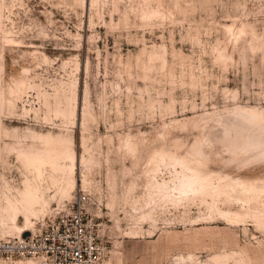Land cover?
<instances>
[{
  "label": "rangeland",
  "instance_id": "rangeland-1",
  "mask_svg": "<svg viewBox=\"0 0 264 264\" xmlns=\"http://www.w3.org/2000/svg\"><path fill=\"white\" fill-rule=\"evenodd\" d=\"M237 108L264 110V0H0V241L45 226L81 188L101 207L89 206L100 264H264V219L230 222L156 189L174 185V154L199 157L197 142L209 144L204 172L264 188V158L225 163L216 141ZM44 140L75 152L73 185L64 193L45 170L46 203L27 226L6 197L37 182L29 153ZM252 204L264 213V194Z\"/></svg>",
  "mask_w": 264,
  "mask_h": 264
},
{
  "label": "bare ground",
  "instance_id": "bare-ground-1",
  "mask_svg": "<svg viewBox=\"0 0 264 264\" xmlns=\"http://www.w3.org/2000/svg\"><path fill=\"white\" fill-rule=\"evenodd\" d=\"M219 117L217 121L219 122L221 134L216 136V141L218 139L222 140L224 142V152L230 154V159L225 161V163H230L234 160L237 162V166H241L243 163L254 161L260 157L264 158V110L254 111L237 108ZM204 135L206 136V134ZM206 142H209L208 139H206ZM60 144V146H57L49 140H44L43 148L40 152L29 153V163L35 170L37 182L35 184L30 183V181L25 182L24 190L9 186V190L14 189L18 192L16 200L6 197L8 207L13 212V221L17 219L21 206L25 212L26 225L29 226L32 223L30 217L37 211V206L46 203V195L51 186L50 182L47 183V186L41 184L45 181V170L50 171L49 174L51 177L49 180H51V182H59L60 189H62L64 193L73 185L72 177L74 166L76 165V154L69 145H64L63 142ZM208 145L202 142H197V144H195L193 149L196 155L199 156L196 158H191L190 155L185 159H176V155L174 154L170 158L171 162L181 166L179 170H177V168H179L177 167L178 165H176L177 168H175V179L177 181L174 182L175 179L171 180V184H174L173 186H170L167 181L157 183L156 189L161 191L168 190V187L175 189V193L178 192L179 195L174 194V192L172 195H177L176 197L179 196V199H175V197L174 199H169L172 200L173 203H175V201L181 203L182 200L193 201L195 199L206 202V204L208 203L210 205L208 208L212 210L211 212L213 214H224L230 222L244 221L247 216L254 218L255 222L262 221L264 219L263 210L262 212H260L259 209L254 211L252 202L260 199L261 195L264 194V188L259 189L253 183H248L247 181L231 177L227 174H219L214 177L212 174L204 172L203 163L200 162V158L208 159V154L206 150H204V147ZM167 156L168 152L164 150L163 152L151 156L147 160V163L153 164L158 158H162L161 160L166 162ZM61 158H68L70 165L66 166L62 163L60 160ZM158 168V164H156L155 171H157ZM221 200L224 201V203H239V205L241 204V209L224 211V208L221 209L222 207L219 206V201L221 202ZM245 204H247V206H245ZM19 229H22V227H19ZM26 232H29V228L21 230L20 236L24 235ZM221 259V256L213 257V261L216 264H218ZM195 262L196 261H193V264H196ZM19 264L21 263L19 262ZM26 264H32V261H28Z\"/></svg>",
  "mask_w": 264,
  "mask_h": 264
},
{
  "label": "built area",
  "instance_id": "built-area-1",
  "mask_svg": "<svg viewBox=\"0 0 264 264\" xmlns=\"http://www.w3.org/2000/svg\"><path fill=\"white\" fill-rule=\"evenodd\" d=\"M94 203L89 191L78 189L70 206L58 210L45 226L23 236L0 241V259L28 257L36 264H100L104 245L99 239Z\"/></svg>",
  "mask_w": 264,
  "mask_h": 264
}]
</instances>
